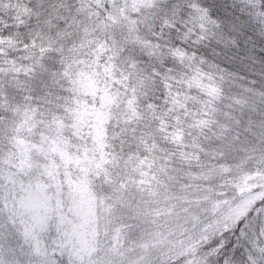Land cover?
Instances as JSON below:
<instances>
[{"label": "trees", "instance_id": "trees-1", "mask_svg": "<svg viewBox=\"0 0 264 264\" xmlns=\"http://www.w3.org/2000/svg\"><path fill=\"white\" fill-rule=\"evenodd\" d=\"M109 3L0 0V264H90L104 253L103 264H130L113 254L137 259L159 223L180 252L136 264H264V197L237 220L198 224L264 158V0H155L136 12L126 2L120 18ZM101 96L98 138L77 114ZM41 132L91 160L98 220L88 260L52 218L25 232L7 207L19 184L42 176L18 166Z\"/></svg>", "mask_w": 264, "mask_h": 264}, {"label": "rangeland", "instance_id": "rangeland-1", "mask_svg": "<svg viewBox=\"0 0 264 264\" xmlns=\"http://www.w3.org/2000/svg\"><path fill=\"white\" fill-rule=\"evenodd\" d=\"M153 1L155 0H120L117 3L118 0H109V4L114 7L115 17H118L119 15H123V10L128 7L126 2L130 3L128 9L136 12L139 5H149ZM94 77L87 81L90 83L92 81H101L94 79ZM108 104L109 100H104L101 96L99 101H92L91 105L84 106L87 111L85 114L83 112L77 114V116L79 115L78 120L80 123L96 127L95 130H97L96 134L98 138H100L99 131L103 130L100 123L104 122V108H107ZM40 137L41 139L37 145L28 147L27 152L22 150L23 158L18 166H23L27 172L31 170L34 172L41 171L42 176L39 180L23 181L22 184H19L20 195L12 205L9 206L7 204V207L10 210H15L22 228L26 229L25 232L30 229L41 230L46 221L52 218L57 226L60 224L64 227L65 230L62 232V237L71 244H74L75 254L80 252L88 260L89 256L93 253V244L95 246L96 243L95 234L97 230L94 227L98 220L96 202L86 190V178L88 176V169L92 166L90 164L91 160H86V158L81 156L75 158V154L70 156L65 149L58 150L56 138L53 135L41 132ZM99 144L100 142L96 146L99 147ZM32 152L35 154L31 157L30 154ZM256 162V167L253 170H244L242 176L237 181L233 178L231 179V186L236 188V191L241 192L229 205L221 207L213 201L214 198L210 200L212 203L209 208L202 209L200 212L201 218L212 219V222L201 219L198 224L201 223L202 228L207 229L212 227L211 224L216 225L237 220L253 209L264 197V174L259 165L260 162L264 167V158ZM75 170L78 172L77 178L73 175V171ZM56 182L63 183V186H66L70 193L68 194L67 192L65 196L61 195L62 185L57 188V185L54 184ZM207 214L209 215L206 216ZM142 215L140 213L141 218ZM257 216L260 227L263 228L261 230L263 246L259 250H262L261 252L264 253V208ZM191 218L194 221L197 220L194 215L189 219ZM134 221L136 222V212L134 213ZM186 223H181L183 226L182 228H178V236L182 237V234L186 231ZM200 232L198 233V237L201 234ZM173 237V233L164 230V227L160 226L159 223L145 236L144 243L142 244L143 250L137 255L139 259H136V254H132V256L126 252H115L113 258L117 259L126 256V260L130 259V264H136L137 260L148 259L149 261L151 259L150 256L166 260L171 255L179 253L182 246V243L176 244L177 242H181V240L176 239L172 241ZM112 243L113 245L115 244L114 241ZM107 257L111 262V258L104 253L98 259L99 261L90 264H103L107 260ZM189 263L191 262L189 261Z\"/></svg>", "mask_w": 264, "mask_h": 264}]
</instances>
